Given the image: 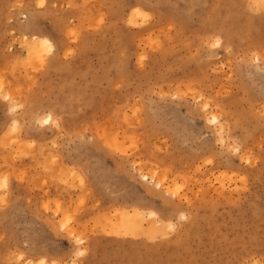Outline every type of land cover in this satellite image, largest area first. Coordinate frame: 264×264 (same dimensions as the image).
<instances>
[{"label":"rangeland","instance_id":"1","mask_svg":"<svg viewBox=\"0 0 264 264\" xmlns=\"http://www.w3.org/2000/svg\"><path fill=\"white\" fill-rule=\"evenodd\" d=\"M41 262L264 264V0H0V264Z\"/></svg>","mask_w":264,"mask_h":264},{"label":"bare ground","instance_id":"2","mask_svg":"<svg viewBox=\"0 0 264 264\" xmlns=\"http://www.w3.org/2000/svg\"><path fill=\"white\" fill-rule=\"evenodd\" d=\"M37 38H38V37H37ZM37 38H36V37L33 38L34 41L32 42L33 45H32V47H31V49L33 50V51H32L33 54H35L36 52H38V51L41 50V49L38 47L39 45H42V46H50V45H51V44H50V41H48L47 39H45V38H40V37H39L38 39H39L40 41H36ZM37 117H38V116H37ZM41 117H43V116H41ZM41 119H42V118H41ZM37 120H39V121L41 122L40 118L37 119ZM43 120H44V121H45V120L49 121V117L47 116L45 119H42V121H43ZM44 121H43V122H44ZM40 122H39V123H40ZM43 124L46 125V123H43ZM40 125H42V124H40ZM117 211H118V210H117ZM119 212H121V211L119 210ZM124 212H125V211H124ZM132 213H133V212H132ZM132 213H131V214H132ZM134 214H135V213H134ZM137 214H138V213H137ZM117 215H118V214H117ZM121 215H122V214H121ZM129 215H130V214H129ZM125 216H126V217H125ZM134 216H137V215L135 214ZM139 216H140V213H139ZM124 217L126 218V219H123L124 221H123V220H121L122 222L119 221V223H121V227H122V229H123V228H126V226L123 227V226H124V225H123V222H125V221H126V222L128 221V222L126 223V225H128V227H130L132 223H134V224L137 223V222H135V221H132L131 219H130V220H127V213L124 214ZM135 219H136V218H135ZM136 220H138V218H137ZM142 221H143V220H142ZM142 221L140 220V222H142ZM129 224H130V225H129ZM140 224L142 225V223H140ZM153 224H155V223L153 222ZM137 225H139V224H137ZM131 227H132V226H131ZM134 227H135V225H134ZM156 227H157V226H156ZM156 227H155V229H156ZM119 228H120V227H119ZM130 229H131V228H129V230H130ZM123 230H124V229H123ZM158 230H159V229L157 228V230H156L157 233H158ZM160 230H161V229H160ZM120 231H121V230H120ZM156 231H155V232H156ZM125 232H126V231H125ZM159 232H160V231H159Z\"/></svg>","mask_w":264,"mask_h":264},{"label":"snow or ice","instance_id":"3","mask_svg":"<svg viewBox=\"0 0 264 264\" xmlns=\"http://www.w3.org/2000/svg\"><path fill=\"white\" fill-rule=\"evenodd\" d=\"M41 7H43V4H41ZM218 46H219V42H217L216 44L213 45V47H218ZM44 123H48V121L45 120ZM80 255H84V253L81 252ZM41 264H43V262H41Z\"/></svg>","mask_w":264,"mask_h":264}]
</instances>
